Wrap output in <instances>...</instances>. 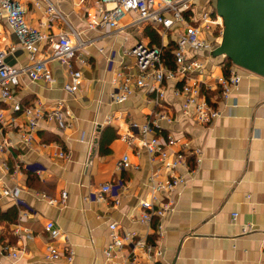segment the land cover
Returning <instances> with one entry per match:
<instances>
[{
  "label": "crops",
  "instance_id": "crops-1",
  "mask_svg": "<svg viewBox=\"0 0 264 264\" xmlns=\"http://www.w3.org/2000/svg\"><path fill=\"white\" fill-rule=\"evenodd\" d=\"M77 1L57 0V6L69 24L91 42L79 57L84 64L79 58L74 63L82 74L81 91L65 92L64 68L50 62L47 67L54 85L33 83L24 77L12 101L0 103L7 121L13 104L25 106L36 101L45 108L62 102L75 120L70 130H59L54 122H39L36 139L28 146L22 138L23 116L13 126L3 127L0 143H10L12 147L0 153V210L5 212L18 206L19 211L15 224L0 222V264H67L69 251L74 253L71 264H109L103 250L109 241L110 224H116L122 232L148 237L154 234L139 221L140 204L151 198V176L157 173L163 180L165 173L160 164L150 161L145 150L130 148L121 138L136 133L131 130V123L141 126L161 108L144 90H136L125 103L116 105L112 101L115 86L111 84L114 72L124 65L134 66L125 50L139 43L152 47L145 34L147 26L124 29L136 19L129 14L120 21L121 30L117 33L86 31V13L96 0H87L81 7L76 6ZM204 3L199 0V10ZM27 8V20L37 26L40 11L30 5ZM9 32L5 25L0 26V50L16 46L8 38ZM175 38V34H169L167 39H160L161 46H168ZM18 50L16 56L9 55L14 56L12 66L30 64L28 53ZM45 56V52L39 51L34 60ZM111 57L113 71L108 72L107 60ZM202 57L211 76L224 75L220 57L208 53ZM239 75L241 83L231 94L228 107L216 102L222 117L210 127L198 126L190 115L184 114L181 99L173 96L174 84H167L163 105L173 123L159 124L157 133L172 134L180 145L199 150L202 162L193 178L188 177L186 184L172 193V211L162 222L163 236L157 239L150 236L155 237L152 243L155 242L162 257L150 262L137 254L141 264H259L264 257V78L243 71ZM234 102L237 105L231 109ZM107 118H112L111 124H106ZM107 128L111 130L106 131V136L115 137L108 144L110 153L101 156L98 143ZM59 152H64L67 159L56 157ZM125 156L129 166L118 172L117 166ZM194 162L189 159L192 167ZM29 165L41 166L43 172L37 175L30 171ZM120 180L123 189L118 207L111 201L85 200L95 188ZM13 188L20 190L16 204L2 196L5 189ZM62 192L67 194L63 206H52L41 199V196L59 199ZM48 221L67 239L51 240L44 229ZM246 226L254 231L244 233ZM48 246L59 255V260L45 259ZM1 247L10 251H2ZM13 250L17 253L15 259L11 257ZM127 253L125 250L123 255Z\"/></svg>",
  "mask_w": 264,
  "mask_h": 264
},
{
  "label": "built area",
  "instance_id": "built-area-1",
  "mask_svg": "<svg viewBox=\"0 0 264 264\" xmlns=\"http://www.w3.org/2000/svg\"><path fill=\"white\" fill-rule=\"evenodd\" d=\"M204 1V6L199 10L197 7L199 0H96L86 13V31L90 32L117 33L121 30L120 21L125 16L133 14L136 19L129 22L124 29L144 25L155 28L160 39H167L169 34L176 35L174 70L164 67L161 48L139 43L125 50V54L134 60V66L124 65L114 72L111 82L112 86H115L112 101L116 105L125 103L136 90H144L154 98L155 105L161 108L143 125L131 123L130 128L136 133L121 138L128 147L145 150L150 161L160 164L161 170L165 173L163 180L159 179L157 173L151 176L149 179L151 198L140 204L139 221L154 231L150 236H155L156 239L163 236L162 222L172 211V193L178 187L184 186L188 177L193 178L202 162L199 150H190L187 145H180L172 134L161 136L157 133L159 124L173 123V117L163 105L166 100L167 84H174L173 96L181 99V111L190 115L198 126L210 127L222 117L221 109L216 107V102H222L224 107H228L231 94L242 79L239 75L241 70L229 65L225 57H220L222 59L220 67L223 70L227 69V76L214 78L207 72V61L202 54L208 53L210 56L220 45L223 23L216 14L214 0ZM86 2L87 0H78L76 6L81 7ZM28 5L41 13L37 26L27 20ZM1 25H5L19 40L18 46L10 45L0 50L1 104L12 101L15 91L21 84V78L25 77L33 83L44 82L54 85L55 80L47 67L50 62L58 63L64 68L67 76L63 86L65 92L77 94L81 91L83 78L81 72L75 69L74 63L91 42L82 37L83 32L75 30L69 24L57 6V0H0ZM18 49L28 53L31 57L30 64L23 67L7 65L5 63L7 57ZM39 51L45 52L47 56L41 60H34ZM81 62L84 64L82 60ZM112 63L113 58H108V72L113 71ZM209 94L212 96L208 99ZM236 105L234 102L230 108H235ZM19 116L25 118L22 138L27 146L35 141L39 122H54L59 130H70L75 122L70 110L62 102L50 108H45L40 101L28 107L16 103L12 105V114L8 121L5 112L0 110V137L3 127L13 126ZM112 121V118H107L106 124H111ZM11 147L10 143H0V153ZM55 156L62 160L67 159L64 152H59ZM190 158L195 160L194 167L189 163ZM128 166L129 160L125 156L118 164L117 170L122 172ZM29 169L37 175L43 172V168L38 165H29ZM122 189L121 180L113 181L95 188L85 200L111 201L114 207H118ZM19 194L20 190L16 188L5 189L2 192L3 197L12 199L15 204ZM41 199L59 207L65 204L67 194L62 192L59 199H47L46 196H41ZM44 229L51 240L67 239L53 222L45 223ZM253 231L251 226L243 228L244 233ZM108 232L109 241L103 250V256L109 264H141L137 260V254L150 262H156L162 257L155 242H149L148 234L142 236L136 232H122L116 224H110ZM16 235L22 237L18 232ZM1 248L2 251H10L7 247ZM127 248L131 250L128 251ZM125 250L128 252L127 255H123ZM11 257L17 258L14 250ZM45 259L57 261L60 257L48 246ZM73 259L74 253L69 251L65 258L66 263L71 264ZM259 264H264V257Z\"/></svg>",
  "mask_w": 264,
  "mask_h": 264
},
{
  "label": "water",
  "instance_id": "water-1",
  "mask_svg": "<svg viewBox=\"0 0 264 264\" xmlns=\"http://www.w3.org/2000/svg\"><path fill=\"white\" fill-rule=\"evenodd\" d=\"M214 6L223 33L212 56L264 78V0H214Z\"/></svg>",
  "mask_w": 264,
  "mask_h": 264
},
{
  "label": "trees",
  "instance_id": "trees-1",
  "mask_svg": "<svg viewBox=\"0 0 264 264\" xmlns=\"http://www.w3.org/2000/svg\"><path fill=\"white\" fill-rule=\"evenodd\" d=\"M145 34L146 37H148L150 39V46L152 47H157V48H161L162 50V62L165 68L170 69V70H174L175 69V62H174V51H175V42L174 40L169 41L168 46L165 48H163L161 46V41H160V36L158 34V31L149 26L146 28L145 30ZM228 61L229 65H232V63ZM241 70V69H240ZM243 71V70H241ZM245 72V71H243ZM248 73V72H247ZM224 75L227 76V69L224 70ZM210 96H212L211 94H209L207 96V98L209 99ZM24 106V105H23ZM31 105H25V107H28ZM111 130L110 128H107L106 130H104L105 132H103L101 134V137L99 139V143H98V150H99V155L104 156V155H108L110 153V150L108 148V144L109 142L115 137V135H113L112 137H107L106 136V131ZM35 177V176H34ZM37 178V177H35ZM18 206H13L11 208H9L7 211L2 212L0 210V222H6L7 224H15L18 220ZM155 239V237L150 238V242H153V240Z\"/></svg>",
  "mask_w": 264,
  "mask_h": 264
},
{
  "label": "rangeland",
  "instance_id": "rangeland-1",
  "mask_svg": "<svg viewBox=\"0 0 264 264\" xmlns=\"http://www.w3.org/2000/svg\"><path fill=\"white\" fill-rule=\"evenodd\" d=\"M8 38H10L11 43H12L13 45H16V46L19 45V40H18V38L16 37V35H15L14 33L9 32V36H8ZM4 46H6V45H4ZM17 54H19V50H18L17 52H15L14 55L16 56ZM13 57H14V56H8V58H7V60L5 61V63H6L7 65H9V66H12V65H13V64H12Z\"/></svg>",
  "mask_w": 264,
  "mask_h": 264
}]
</instances>
